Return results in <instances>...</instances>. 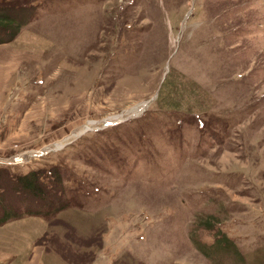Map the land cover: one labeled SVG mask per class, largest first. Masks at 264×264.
<instances>
[{"label": "rangeland", "instance_id": "1", "mask_svg": "<svg viewBox=\"0 0 264 264\" xmlns=\"http://www.w3.org/2000/svg\"><path fill=\"white\" fill-rule=\"evenodd\" d=\"M31 1L0 43V168L60 167L66 206L0 180V252L264 264V0Z\"/></svg>", "mask_w": 264, "mask_h": 264}, {"label": "trees", "instance_id": "2", "mask_svg": "<svg viewBox=\"0 0 264 264\" xmlns=\"http://www.w3.org/2000/svg\"><path fill=\"white\" fill-rule=\"evenodd\" d=\"M8 3V4H6ZM34 4L31 0H0V43L9 42L18 33L26 21L34 15ZM5 167V166H4ZM0 180L14 184L13 191L21 193V198L28 199L30 206L36 199L45 201L50 211L63 209L66 206L61 202L66 188L62 181V170L58 166H45L30 169L25 173L12 172L11 168H0ZM1 186V183H0ZM1 188V187H0ZM59 193V197L49 192ZM15 203L7 202L0 189V222H3L17 214L14 212Z\"/></svg>", "mask_w": 264, "mask_h": 264}, {"label": "crops", "instance_id": "3", "mask_svg": "<svg viewBox=\"0 0 264 264\" xmlns=\"http://www.w3.org/2000/svg\"><path fill=\"white\" fill-rule=\"evenodd\" d=\"M57 260V259H56ZM39 263L37 264H49L47 263L46 260H38ZM59 261V260H58ZM55 261V264H64L63 261ZM0 264H33L31 261L27 260V259H16V260H12L10 257V254H6L5 252H0Z\"/></svg>", "mask_w": 264, "mask_h": 264}, {"label": "built area", "instance_id": "4", "mask_svg": "<svg viewBox=\"0 0 264 264\" xmlns=\"http://www.w3.org/2000/svg\"><path fill=\"white\" fill-rule=\"evenodd\" d=\"M0 161H1V162H4V158H0Z\"/></svg>", "mask_w": 264, "mask_h": 264}]
</instances>
